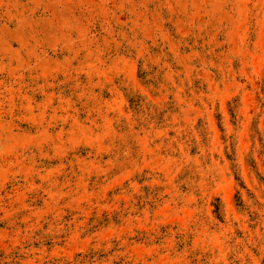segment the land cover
Here are the masks:
<instances>
[{
	"label": "rangeland",
	"instance_id": "obj_1",
	"mask_svg": "<svg viewBox=\"0 0 264 264\" xmlns=\"http://www.w3.org/2000/svg\"><path fill=\"white\" fill-rule=\"evenodd\" d=\"M0 264H264V0H0Z\"/></svg>",
	"mask_w": 264,
	"mask_h": 264
}]
</instances>
